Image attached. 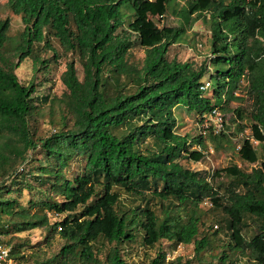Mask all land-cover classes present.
<instances>
[{"label": "trees", "instance_id": "1", "mask_svg": "<svg viewBox=\"0 0 264 264\" xmlns=\"http://www.w3.org/2000/svg\"><path fill=\"white\" fill-rule=\"evenodd\" d=\"M9 3L24 28L11 35L10 18H0V233L45 227L49 243L58 235L60 250L37 264H100L102 240L111 244L108 264H128L123 247L138 237L151 253L143 264H191L212 249L222 229L229 241L216 255L218 264H235V253L248 264H264V157L258 147L264 151V0H185L172 9L183 21L177 26H160L156 18L178 0ZM199 19L211 32L210 64L169 58L170 47ZM54 42L78 56L84 75L79 78L74 59L67 62L65 90L52 99L61 128L42 137L32 119L50 95L38 96L39 84L23 83L16 69L29 58L37 71L48 72L61 56ZM137 42L145 51L141 64L130 55ZM207 79L216 81L212 96L201 88ZM238 88L250 109L234 110L235 134L250 132L237 153L258 165L249 170L232 163L213 172L184 166L181 159L206 158L208 140L236 149L226 120L217 132L203 124L215 108L224 114ZM179 106L196 112L201 133L178 132ZM74 162L80 170L71 175ZM26 188L39 195L29 206L11 194ZM206 201L220 224L214 233L201 208ZM11 242L19 264L26 244ZM180 243L193 245L195 257L167 262V249Z\"/></svg>", "mask_w": 264, "mask_h": 264}, {"label": "rangeland", "instance_id": "2", "mask_svg": "<svg viewBox=\"0 0 264 264\" xmlns=\"http://www.w3.org/2000/svg\"><path fill=\"white\" fill-rule=\"evenodd\" d=\"M179 5L176 6L174 3L173 6L169 8L167 14L161 20L156 18V21L160 26H177L181 24L183 21L178 14L172 12V9H180L181 6L184 5L185 0H178ZM0 18H10L11 20V28L10 34L17 35L19 34L23 28L24 23L22 21L21 15L15 14L11 7L9 0H0ZM126 28V27H123ZM136 37V36H135ZM210 38L211 32L209 30V26L204 24L202 19L197 20L194 25L188 29L185 40L179 43H175L170 47L168 56L169 58H177L181 61L193 60L197 62V64H201L205 60L209 63V58L211 56V46H210ZM55 46L61 53L58 61H53L49 68L48 72H43L41 70L37 71L34 68L32 60L26 58L21 65L16 69V73L20 80L23 83H29L32 80H35L38 87V96L41 95H50V100L46 103H42L41 105V113H38L32 119L33 128L37 133V136L47 137L51 133L55 132L59 128H61L60 124V114L58 111V104L53 102L52 99L54 97H60L65 90V85L62 82V74L66 69V64L68 61L74 59L76 61L77 73L80 79H83V67L80 63L78 56L70 53L64 52L62 47L58 42H54ZM47 57L52 56V52H48L45 54ZM131 60L135 63H142L145 51L144 48L140 45L139 42L135 44V46L130 51ZM211 71L214 72V67L211 66ZM207 78H209L207 76ZM245 84V83H243ZM216 85V81L211 79V86L207 90V95L212 96V90ZM235 95L231 97L226 106V110L224 111V117L226 120L227 132L231 134L233 145L236 146V149L231 147L228 143H224V145L220 147H215V144L208 140V150H206V158L203 161L193 162L187 161L185 159H181V163L195 170H204L213 172L217 168L226 167L232 163L238 164L239 166L245 169H251L253 166L258 164H250L244 162L240 159L237 150L240 148L241 141L245 135H248L250 130L247 128L245 131L235 134L237 128L233 123V119L236 118V114L234 110L239 106H245L246 109H250V99L245 94V90L239 89L234 93ZM242 97L247 98L243 100ZM176 114L178 116V132L180 134H187L191 137L196 136L197 134L203 131V125L199 122V117L194 111H189L184 106H179L176 108ZM254 144H258L253 139ZM198 146L195 145L194 148ZM259 150L264 157V151L262 147L258 145ZM80 170V163L74 162L72 166V174L75 175ZM70 172V173H71ZM226 179V178H225ZM13 196H16L20 203L26 206H29L30 200H36L39 195H34L29 189H24L23 193L18 191H13L11 193ZM123 199L126 198V194L122 195ZM203 212L207 216L206 227L213 225V228L210 230L212 233L218 230V226H220L217 218L210 213L211 202L206 201L201 205ZM35 209H32L33 212ZM52 216V215H50ZM64 215L52 216L53 218L62 217ZM2 218L4 220H8V217L3 215ZM1 222V221H0ZM217 224V225H216ZM48 229L45 227L33 228L27 231L9 233V234H1V238L4 243L12 241L11 244H26V247L23 248L20 255L24 254V259H19V264H37V261L43 260L45 258L51 257L53 254L57 253L62 244L63 240L58 236L52 239L51 243L47 242ZM214 238V237H213ZM229 241V236L225 231L220 229L219 235L216 237L214 241H212V249L200 258H194V246L193 245H184L181 254L186 256L193 257V261L191 264H218L219 259L216 255L220 254L224 245ZM100 248L99 257L101 259L100 264H108L106 261L107 253L110 250L111 244L105 241H101L98 244ZM169 247L168 249H170ZM124 256L128 264H143V262L147 261L150 257L148 250L146 247L142 245V240L140 237L131 243H127L123 247ZM154 252V250H152ZM151 256V255H150ZM235 257H238L239 260L235 264H248V258L246 256L240 255L239 253L234 254ZM233 256V258H235ZM187 260V257L184 258ZM183 264H186V261H183ZM17 264V261H16Z\"/></svg>", "mask_w": 264, "mask_h": 264}, {"label": "built area", "instance_id": "3", "mask_svg": "<svg viewBox=\"0 0 264 264\" xmlns=\"http://www.w3.org/2000/svg\"><path fill=\"white\" fill-rule=\"evenodd\" d=\"M211 86L210 80H205L204 84L201 86L203 90H208ZM225 117L219 108H215L210 115H206V121L203 124L206 127L210 125L213 126L214 130L220 131L224 128ZM255 142H258L254 140ZM184 245L182 243L178 244L177 247H172L167 249L165 253V259L167 262H174L178 257L182 256L181 251ZM0 264H16V260L12 255V246L8 243H4L1 238L0 233Z\"/></svg>", "mask_w": 264, "mask_h": 264}]
</instances>
